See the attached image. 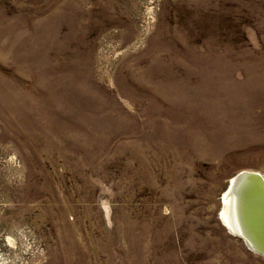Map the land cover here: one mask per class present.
<instances>
[{"label":"rangeland","instance_id":"374dc122","mask_svg":"<svg viewBox=\"0 0 264 264\" xmlns=\"http://www.w3.org/2000/svg\"><path fill=\"white\" fill-rule=\"evenodd\" d=\"M264 177V0H0V264H264L222 221Z\"/></svg>","mask_w":264,"mask_h":264},{"label":"bare ground","instance_id":"6f19581e","mask_svg":"<svg viewBox=\"0 0 264 264\" xmlns=\"http://www.w3.org/2000/svg\"><path fill=\"white\" fill-rule=\"evenodd\" d=\"M248 171V170H247ZM262 178L264 179L263 175ZM244 180L235 179L232 177L228 188L223 195V205L221 209V219L231 233L237 234L243 232V224L241 222L243 218L242 207L244 206L246 216L248 219L251 217L254 221L257 217L256 210H259L260 217L264 220V193L247 194L241 195L243 192ZM259 191V190H258ZM245 198V202L243 203ZM252 224H250L251 226ZM244 234V232H243ZM239 236V235H238ZM243 239V238H242ZM244 240V239H243ZM253 243V242H252ZM253 250V249H252Z\"/></svg>","mask_w":264,"mask_h":264},{"label":"water","instance_id":"95a60500","mask_svg":"<svg viewBox=\"0 0 264 264\" xmlns=\"http://www.w3.org/2000/svg\"><path fill=\"white\" fill-rule=\"evenodd\" d=\"M235 179L244 180L243 192L241 193L243 196L248 192H251L252 194H258L259 192L264 193V179L259 172L243 170L234 176V180ZM244 202L245 198L243 203ZM242 210L243 218L241 222L243 224L244 234L243 232H237V234L244 239L247 246L253 249L254 252L264 255V220L260 217L261 214L258 213L260 208L255 212V217H257L255 219L256 221L253 220L252 215L248 219L244 206L242 207ZM250 224L252 225L250 226Z\"/></svg>","mask_w":264,"mask_h":264}]
</instances>
